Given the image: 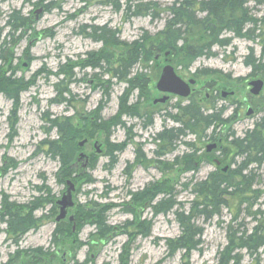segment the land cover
Listing matches in <instances>:
<instances>
[{"label": "rangeland", "instance_id": "obj_1", "mask_svg": "<svg viewBox=\"0 0 264 264\" xmlns=\"http://www.w3.org/2000/svg\"><path fill=\"white\" fill-rule=\"evenodd\" d=\"M125 1L57 0V7L44 9L40 0H0V49L6 59L4 63L0 58V72L10 76V80H29L28 85L19 87L17 100L9 97L12 92L0 91L1 259L5 258L4 252L14 249L11 244L7 249L2 245L6 236L19 239L14 230L6 229L4 222L15 207L24 213L31 211L34 219V225L28 226L17 245L23 249L40 248L46 264H218L220 256L225 259L228 255L238 256V264H264L262 249L255 259L240 247L239 241L229 245L232 236L252 231L259 222L264 225L258 215H248L259 206L262 208L264 160L258 167L251 164L247 169L257 175L252 186L260 195L256 205L246 213L245 204L230 203L231 209L221 208L220 214L208 221L197 216L194 223L202 228L200 243L188 255L184 249L169 254L167 247L169 240L180 235L174 210H188L194 196L192 185L216 169L211 159L221 161L220 168L227 165L236 169L242 158L235 155L234 149L223 155L222 149L264 118V87L253 103L249 92L252 80L260 78L264 85V73L251 75L250 68L243 63L250 48L255 57L260 55L258 41L233 38L228 47H213L214 55L198 57L187 68L177 65L171 54L145 64L139 62L131 70V76L140 75L145 86L139 97L137 88L130 89L107 72L102 73L104 67L93 69L85 65L92 52L103 48L100 42L82 34L90 25L117 29L119 40L125 43L143 32L154 35L163 28L166 12L157 19L146 14L125 15ZM132 1L155 2L163 8L174 0ZM248 6L253 16L264 14V4L253 7L250 2ZM16 11L28 18L29 25L11 36L8 16ZM164 65H170L184 82L195 81L187 97L155 88ZM70 67L71 77L67 74ZM127 85V105L131 106L128 112L132 115L118 111V97ZM59 90L69 92L64 95L66 101H60ZM164 96V102L153 103ZM191 98L199 100L206 115L224 106L219 115L222 121L212 123L208 129L201 125L199 136L187 131L171 147L157 134L163 128L177 126L170 115L182 117L175 106L186 105ZM243 98L251 103L240 106ZM248 109L251 114H247ZM56 117L68 118L76 130L70 141L61 142L56 129L49 127L48 119ZM148 117L151 123L143 126ZM211 139L219 142L211 153H206ZM49 141L58 144L59 153H66L67 166L61 168V159L52 154ZM111 150L115 162L110 165L107 154ZM141 153L144 157H138ZM190 153L194 154L192 167L183 161ZM67 181L73 186L72 206L57 221V201ZM154 184L158 190L155 195ZM163 187L172 190L176 206L167 213L155 214L152 205L167 197L161 192ZM253 196L248 193V201ZM87 213H93L94 220L102 215L109 230L101 232L95 223L81 221L80 214ZM55 230L58 241L53 242Z\"/></svg>", "mask_w": 264, "mask_h": 264}, {"label": "trees", "instance_id": "obj_2", "mask_svg": "<svg viewBox=\"0 0 264 264\" xmlns=\"http://www.w3.org/2000/svg\"><path fill=\"white\" fill-rule=\"evenodd\" d=\"M40 1L44 2L42 4L44 9L58 6L57 0ZM250 2H253V7L254 5L264 4V0H174L169 6L161 8L155 2L142 3L127 0L123 7L125 15H129L128 13L131 15L146 14L151 19H157L161 13L166 12L167 18L165 19L163 28L154 35H148L147 32H143L135 40L125 43L119 40V31L117 29H111L106 25H90L86 27L88 31L84 29L82 34L94 41L100 42L103 48L92 52L85 65L93 69L104 67L102 73L107 72L110 77L128 84L130 89L137 88L140 97L145 86L140 82L142 80L139 77L140 75L131 76V70L135 64L139 62L145 64L148 61L154 60L155 57L164 56V54L169 56L171 54L177 59V65L187 68L198 57L214 55L212 52L213 47L225 48L231 44L233 38H244L258 41L260 55L255 57L252 48H250L248 54L243 58V63L250 68L251 75H262L264 73V14L258 18L253 16L248 6ZM115 7L116 10L119 9L118 4ZM8 18L11 19L12 23L11 36L15 35L16 31L29 25L28 18L21 16L18 11L10 14ZM224 33H231L232 35L226 36ZM109 48L118 50L119 52L110 51ZM2 52L3 50L0 49V58L5 63L6 59L2 57ZM26 59L28 62L31 61L28 55H26ZM9 64L11 65V62ZM72 73V68L70 67L67 74L71 77ZM28 84L29 80L23 81L20 78L10 80V76H5L0 72V91L2 90L4 93L7 91L12 92L9 97L14 100H17L19 87ZM128 85L118 97V111L132 115V113L128 112L131 106L127 105ZM65 94L69 95V92L67 90L58 91L60 101L67 100L64 96ZM175 108H177L178 113L182 116L180 117L178 114L170 115L171 120L177 126L163 128L162 132L157 134L158 139L168 142L171 147L187 131L199 136L201 134L199 133L201 125H203L204 129H208L212 123L221 122L222 120L219 118V115L224 106L219 108L218 111L206 115L199 100L191 98L186 105L181 107L175 106ZM99 109L100 107L95 112H98ZM48 122L49 127H54L58 132L61 142L70 141L76 133L68 118L56 117L48 119ZM150 123L151 118L148 117L144 119L143 126H147ZM115 124H121V122L115 121ZM47 144L52 154H56L61 159V168L67 166L69 164L67 155L66 153H59L58 144L54 141H49ZM233 149L235 150V155L242 158L238 167L233 170L227 168V170L223 171L220 168L222 162L218 160L219 164H216L212 158L211 163L215 165L216 169L214 172L209 173L204 180L192 185L194 196L188 210L184 211L182 207L175 208L174 216L180 228V235L168 241L169 254L176 249H184L188 255L191 250L197 248L202 232V228L194 223L197 216L202 217L204 221H208L212 217L218 216L221 208L226 207L231 209L230 203L236 206L245 204L244 209L246 213L247 210L249 211L252 206L256 205V201L260 195L257 189H252V186L255 185L257 175L253 173V170L247 171V169L251 164H255L258 167L264 160V118L255 124L254 129L246 131L243 137L235 138L228 142V146H225L221 153L229 155ZM107 155L110 157V165L113 164L115 162L113 151H109ZM193 156V153L185 156L183 160L185 165L192 167ZM138 157L144 156L141 153L138 154ZM157 191L154 184L153 195ZM161 192H164V195H167V197L163 196L152 205L155 214L167 213L176 206L170 188L163 187ZM248 193L254 195L252 201H248ZM132 196L135 197L136 194ZM34 205L35 202H33L32 206ZM261 205L262 208L259 206L254 212H248V215H258L259 218L264 220V201ZM10 207L8 206V208ZM13 209V212H8L9 223L12 228L11 230L20 235L25 233L28 226L34 225V219L31 211L24 213L17 211L15 207ZM80 215L81 221L89 220L95 223L99 231L105 232L109 230L102 222V215L99 218L96 217V220H94L93 213H87L85 216ZM18 231L20 232L18 233ZM57 236L55 230L52 235L53 242H56ZM234 240L239 241L240 247L246 248L249 254L256 259L259 255L257 251L260 249L264 251V225L259 222L253 227L252 231H243L239 236H232L229 240V245H232ZM40 253V248L31 250L29 255L30 264L44 263L42 261L43 256ZM230 261L232 264H238V256L228 255L225 259L223 256H220L218 264H229Z\"/></svg>", "mask_w": 264, "mask_h": 264}, {"label": "water", "instance_id": "obj_3", "mask_svg": "<svg viewBox=\"0 0 264 264\" xmlns=\"http://www.w3.org/2000/svg\"><path fill=\"white\" fill-rule=\"evenodd\" d=\"M41 9L35 11V13L39 12ZM194 80H189L187 83L184 82L182 79H180L175 72L173 71L172 67L170 65H165L162 70L161 74L159 76V79L156 82V89L160 92L165 93H172L175 95H179L182 97H186L190 93L189 84H193ZM262 80L261 79H255L249 82V85L251 86L249 92L253 95H257L261 88H262ZM166 97L156 99L153 101V103L157 102H164ZM249 109L247 110V114H249ZM83 144V141L79 142V146ZM214 145H210L207 147V151H209L211 148H213ZM224 168L223 170H225ZM73 190L72 184L67 181L66 182V188L65 191L62 194V197L60 200L57 201V204L59 205V215L56 216V220L59 221L63 219L66 215V209L70 206H72L71 202V191Z\"/></svg>", "mask_w": 264, "mask_h": 264}, {"label": "flooded vegetation", "instance_id": "obj_4", "mask_svg": "<svg viewBox=\"0 0 264 264\" xmlns=\"http://www.w3.org/2000/svg\"><path fill=\"white\" fill-rule=\"evenodd\" d=\"M263 87H264V85L262 84V89H263ZM262 89H261V91H262ZM260 92L257 95H253L250 93L251 96H253L252 97L253 99L251 100L252 103H253V100L255 98L256 99L259 98ZM214 98L217 99V97H215V96H214ZM247 103H251V102L249 101V99L247 100V98H243V101L240 104V106L246 105ZM263 103H264V101H263ZM249 111H250L249 114H251L252 110L249 109ZM237 115H238V113H237ZM211 140H209V141H211ZM211 142H212L211 145H214V147L211 148L210 151L214 150L216 148L217 143L219 142V139H217L216 141L212 140ZM207 147H208V145H206L205 149ZM3 211H6V210L4 209ZM7 217H8V215H7ZM4 222H5L6 229L8 231H11L12 228H11L10 223H9V218L4 219ZM18 235L19 234H17V237H19V239H16V237L11 239L8 236H6V238H5L6 240L4 241V243L2 245H4L5 249H7L8 245L11 244V245H13L14 249L12 251L4 252L5 258H3V260L1 259V256H0V264H30L31 261H30L29 255H30L31 249H23L17 245L20 242V239L23 236V234H20L19 236ZM58 251L59 250H57V253H58ZM62 259L63 260L65 259L64 254L62 255ZM43 264H46V261H44Z\"/></svg>", "mask_w": 264, "mask_h": 264}, {"label": "bare ground", "instance_id": "obj_5", "mask_svg": "<svg viewBox=\"0 0 264 264\" xmlns=\"http://www.w3.org/2000/svg\"><path fill=\"white\" fill-rule=\"evenodd\" d=\"M90 178H93V177L91 176ZM90 178H89V179H90ZM37 188H40V187L38 186ZM6 196H7V195H6Z\"/></svg>", "mask_w": 264, "mask_h": 264}]
</instances>
